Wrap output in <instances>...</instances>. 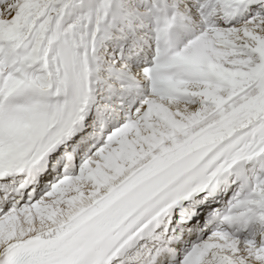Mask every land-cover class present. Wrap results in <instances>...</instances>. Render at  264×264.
I'll use <instances>...</instances> for the list:
<instances>
[{"label":"snow or ice","instance_id":"1","mask_svg":"<svg viewBox=\"0 0 264 264\" xmlns=\"http://www.w3.org/2000/svg\"><path fill=\"white\" fill-rule=\"evenodd\" d=\"M0 264H264V0H0Z\"/></svg>","mask_w":264,"mask_h":264}]
</instances>
